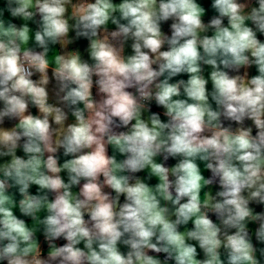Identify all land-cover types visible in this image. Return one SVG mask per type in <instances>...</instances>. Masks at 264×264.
Wrapping results in <instances>:
<instances>
[{
    "label": "clouds",
    "instance_id": "clouds-1",
    "mask_svg": "<svg viewBox=\"0 0 264 264\" xmlns=\"http://www.w3.org/2000/svg\"><path fill=\"white\" fill-rule=\"evenodd\" d=\"M254 206L264 0H2L0 264H264Z\"/></svg>",
    "mask_w": 264,
    "mask_h": 264
},
{
    "label": "crops",
    "instance_id": "crops-1",
    "mask_svg": "<svg viewBox=\"0 0 264 264\" xmlns=\"http://www.w3.org/2000/svg\"><path fill=\"white\" fill-rule=\"evenodd\" d=\"M116 2H119V0H116ZM199 2H201L204 6H208V5H210V2H211V0H199ZM0 5H2V0H0ZM213 13L211 12V11H209L208 12V15L210 16V15H212ZM110 27H114V26H111L110 25ZM86 46H87V42L86 41H84V40H80V41H78L75 45H71V46H69L70 47V49H79L81 52H82V54H83V56H84V58H87V54L86 53H84V49L86 48ZM55 49H56V51H59V45H57V46H55ZM127 51L130 53V49H127ZM56 54H58V53H56V52H53L52 54L50 53V56H49V64H50V66H54V58H55V55ZM207 71H210V69H207L206 70V75H207ZM49 74L51 75V71H49ZM253 74H255V72H254V70H253ZM36 77H34V79H35ZM178 78H184V79H186L187 77L186 76H182V77H178ZM50 87V89H51V85L49 86ZM211 88V85L209 84V89ZM93 92H94V94H95V88L93 89ZM153 110H156V111H162V110H160V109H156L155 107H154V109ZM31 111L33 112V114H36V109H31ZM163 118V117H162ZM74 121V118H71L70 117V119H69V122H73ZM6 126H11L10 124H7ZM18 155H22V153L21 152H18ZM63 157L61 158V162L63 161ZM170 163H175V161H170ZM201 167H202V169H203V165H201ZM62 175H64V177H65V180L67 179V177H66V174H63L62 173ZM140 176H145L146 175V173H140L139 174ZM204 175L207 177L208 175H209V173L207 172V171H204ZM156 182H158L155 178H153V180L151 181V183H153V184H155ZM75 190V189H74ZM31 191L34 193L35 192V186H33V188L31 189ZM205 191H207V189H205ZM212 191H213V193L216 191V188L215 187H213V189H212ZM254 207H256V210L257 211H261V210H264V208H261L260 206H254ZM17 214H18V211H17ZM213 219L215 220V217H213ZM29 223H31V221H29ZM191 225H189V227H190ZM257 227V225L255 224V223H252V224H250L249 225V228H250V230L254 233V231H255V228ZM42 238V237H41ZM60 243H63V241H60ZM253 243H256L255 242V238H254V236H253ZM258 247H264V245H257ZM198 251H199V249H198ZM46 254V253H45ZM163 258V254H161V259ZM198 258H202V253H201V256L200 257H198Z\"/></svg>",
    "mask_w": 264,
    "mask_h": 264
}]
</instances>
